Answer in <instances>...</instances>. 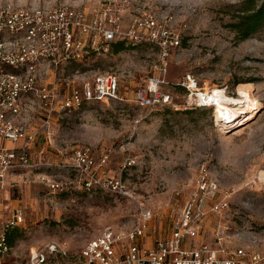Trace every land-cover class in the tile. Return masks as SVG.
I'll return each mask as SVG.
<instances>
[{
	"label": "rangeland",
	"instance_id": "374dc122",
	"mask_svg": "<svg viewBox=\"0 0 264 264\" xmlns=\"http://www.w3.org/2000/svg\"><path fill=\"white\" fill-rule=\"evenodd\" d=\"M9 1L31 6L56 0ZM62 1L88 13L105 2ZM129 1L126 25L147 11L161 20L171 18L170 26L180 35L181 47L172 53L165 76L171 104L151 110L132 102L91 103L62 114L54 124L53 146L42 161L45 164L52 157L57 164L59 151L71 154L87 148L96 161L108 157L102 175L120 178L129 195L85 191L77 185L75 172L56 165L18 172L13 176L16 187L0 190V233L16 206L23 209L25 222L7 231L10 249L0 255V264H34L31 252L36 251L45 254L43 264H78L90 241L106 230H133L144 209L154 213L151 230L143 240L153 245L155 239L171 234L168 207L185 204L197 188L202 167L218 186L215 197L205 200L206 209L218 204L223 208L208 214L204 233L186 239V247L206 243L216 249L215 232L223 225L231 236L226 254L243 249L264 255V22L246 39L237 28L244 15L241 10H257L264 0ZM157 54L153 45L126 44L117 53L72 64L67 74L73 86L78 85L74 77L78 72L87 79L113 73L130 98L152 76ZM188 75L199 85L192 97L181 87ZM241 86L248 87L257 106L231 121L218 125L213 107L199 106L203 103L198 101L200 93L220 90L238 98ZM25 119L35 128L31 114ZM43 142L39 130L38 143ZM40 175H48L62 189L51 192L38 181ZM121 245L131 242H121L119 249ZM54 247L57 251L52 252Z\"/></svg>",
	"mask_w": 264,
	"mask_h": 264
},
{
	"label": "built area",
	"instance_id": "2783aa9c",
	"mask_svg": "<svg viewBox=\"0 0 264 264\" xmlns=\"http://www.w3.org/2000/svg\"><path fill=\"white\" fill-rule=\"evenodd\" d=\"M129 6V0H105L88 13L62 0L31 6L0 0V190L16 187L12 177L18 172L56 165L75 172L77 185L85 191L129 195L120 178L102 175L108 157L96 161L87 148L75 149L71 154L59 151V163L55 164L52 157L42 163L53 146L55 121L62 114L82 110L91 103L132 102L151 110L171 104L165 76L172 53L181 47L180 35L170 26L171 18L161 20L147 11L133 16L126 25ZM119 41L146 43L158 50L152 76L137 88L134 97H127V90H122L120 79L113 73H97L87 79L86 74L78 72L74 76L78 85L71 86L69 66L109 54ZM181 87L191 97L199 90L191 75L182 79ZM198 101L203 100L198 97ZM199 106L206 105L203 102ZM27 114L33 116L35 128L25 119ZM39 130L44 142L33 150ZM38 181L53 193L62 189L48 175H40ZM217 189L208 170L202 167L197 188L185 204L168 207L172 225L168 237L155 239L153 245L144 243L154 218L151 210L144 209L133 230H106L90 241L78 264H264V255L257 251L249 254L239 249L226 254L224 248L231 236L223 225L215 232L216 249L206 243L186 247V239H197L204 233L208 214L223 208L220 204L209 210L205 206V200L214 198ZM24 222L23 209L14 207L0 233V255L10 249L7 231ZM126 240L131 245L119 249L118 245ZM51 251L57 250L54 247ZM31 259L34 264H43L45 254L31 252Z\"/></svg>",
	"mask_w": 264,
	"mask_h": 264
},
{
	"label": "bare ground",
	"instance_id": "6f19581e",
	"mask_svg": "<svg viewBox=\"0 0 264 264\" xmlns=\"http://www.w3.org/2000/svg\"><path fill=\"white\" fill-rule=\"evenodd\" d=\"M198 96L205 105L213 107L216 124L218 125L225 120L231 121L237 118L239 114L241 115L257 106V102L252 98L246 86L239 87L238 98H230L220 90H214L213 93H200Z\"/></svg>",
	"mask_w": 264,
	"mask_h": 264
},
{
	"label": "trees",
	"instance_id": "16d2710c",
	"mask_svg": "<svg viewBox=\"0 0 264 264\" xmlns=\"http://www.w3.org/2000/svg\"><path fill=\"white\" fill-rule=\"evenodd\" d=\"M244 15H241L240 22L237 24L238 32L242 34L243 38L246 39L257 32L264 22V6L259 9H252L246 7L241 10ZM127 43L119 41L113 44L112 52L117 53L125 48ZM205 107V106H204Z\"/></svg>",
	"mask_w": 264,
	"mask_h": 264
},
{
	"label": "crops",
	"instance_id": "0c3cea01",
	"mask_svg": "<svg viewBox=\"0 0 264 264\" xmlns=\"http://www.w3.org/2000/svg\"><path fill=\"white\" fill-rule=\"evenodd\" d=\"M39 147V143H38V139H37V141L33 144V146H32V148H33V150H35V149H37ZM16 176V175H15ZM12 178H14V177H12ZM14 209V208H13ZM163 238H165V237H163Z\"/></svg>",
	"mask_w": 264,
	"mask_h": 264
}]
</instances>
